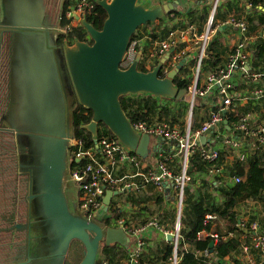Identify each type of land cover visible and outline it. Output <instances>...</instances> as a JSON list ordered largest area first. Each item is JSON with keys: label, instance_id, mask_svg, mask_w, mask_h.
I'll return each instance as SVG.
<instances>
[{"label": "water", "instance_id": "water-1", "mask_svg": "<svg viewBox=\"0 0 264 264\" xmlns=\"http://www.w3.org/2000/svg\"><path fill=\"white\" fill-rule=\"evenodd\" d=\"M48 2L0 0V74L6 76L2 98L5 109L0 121L15 146L26 150L19 155L16 169L27 177L30 189L27 221L9 229L24 234L25 261L4 264H65L75 241L84 246L79 264H109L103 247H128L132 237L108 223L118 191H106L102 211L95 219L81 211L79 202L71 207L70 184L78 185L72 176L71 149L77 140L73 115L78 105L91 110V121L83 129L91 132L95 141L100 124H104L126 151L143 159L149 156L151 136L134 128L121 98L185 99L189 89L177 86L175 79L188 58L167 77H161V71L168 55L147 72L140 70L142 48L128 68H122V64L137 31L166 20L178 10L179 1L155 4L149 0H99L97 4L107 13L103 28L99 30L87 18H81L89 40H75L73 44L65 41L62 47L58 42L67 33L66 26L61 25L65 0L60 2L56 19ZM5 37L7 66L2 62ZM201 141L205 144L206 136ZM167 237L173 240L171 234Z\"/></svg>", "mask_w": 264, "mask_h": 264}, {"label": "built area", "instance_id": "built-area-1", "mask_svg": "<svg viewBox=\"0 0 264 264\" xmlns=\"http://www.w3.org/2000/svg\"><path fill=\"white\" fill-rule=\"evenodd\" d=\"M208 1L211 3L210 15L206 28L201 34L193 32L192 28L181 31L170 30L156 47L152 48L147 54L144 53L143 61L140 64V66L144 64L148 70H151L155 66V64L152 65L154 59L159 62L168 55L169 59L161 71V77H167L179 64L181 58L188 56V50L186 49L175 53L176 47L181 41L185 43L187 40L190 42L195 41L198 44L199 56L197 59L196 80L189 88V95H192L191 105L196 97H206L211 91H216V96L220 99V104L215 105L217 109L210 113L198 129L192 127V113H190L191 118L184 132L177 126H171L166 122L149 125L144 121H139L133 124L134 128L141 134L161 137L170 142L174 146L178 158H180L179 166H175L170 155H164V159L158 160L156 165L151 166L137 154L126 151L115 137L109 136L98 138L89 148H85L82 140H76L74 147L71 149L73 159H79L80 162L85 161L79 167H72V176L78 181L80 209L88 218L95 219L100 214L107 190L118 191L119 195L133 191L139 192L148 187L163 191L166 185L173 186L175 190L178 213L176 227L172 232L164 230L153 219L136 227L130 223L126 224L124 221L118 223L129 236L137 237V242L130 251L129 256L124 260V264L139 263L145 246L142 233L150 227L159 228L165 234L172 235L174 255L171 264H179L177 249L182 238L180 230L183 203L186 185L192 181V177L188 173L191 157L198 155L202 161L213 164L209 171L212 180L213 175L222 172L224 168L223 161L225 165L227 164L226 153L234 156L232 163L235 160L246 162L250 152H264V118L258 113L248 112L242 114L237 121L232 123L231 127L229 123L228 125L225 124L224 113L235 102L248 98L247 95L239 94L235 90L236 85L233 82V77L236 73L241 72L243 78L253 81L255 83L252 93L254 100L264 101V88L257 80L262 75L250 73L247 69L248 59L242 55L241 50L245 47L247 41L241 42L236 47L237 51L229 56L228 61L207 76L205 88H200L198 85L199 80H201V66L206 59V50L218 29L216 23L217 11L223 2V0ZM95 5L92 0H76L75 4L66 13L67 19L71 21L70 25L66 26L67 33L73 28L82 27L81 18H87L94 11ZM226 24L238 29L243 36L248 32L247 22L238 17L229 18ZM141 39V36L132 39L128 48L127 59L122 64V68H128L136 59L142 45ZM223 127L228 130H223ZM203 136H206L207 141L205 144L201 141ZM219 145H222V147H219ZM175 168L178 170L177 173H175ZM242 180V177L235 179L236 182ZM214 218L215 215L213 214L206 215V221ZM253 229H257V226L253 225ZM213 237L217 238L218 236L213 235ZM252 248L264 255V234L253 237ZM208 254L207 250L203 252L205 256H208Z\"/></svg>", "mask_w": 264, "mask_h": 264}, {"label": "trees", "instance_id": "trees-1", "mask_svg": "<svg viewBox=\"0 0 264 264\" xmlns=\"http://www.w3.org/2000/svg\"><path fill=\"white\" fill-rule=\"evenodd\" d=\"M92 1H94L96 4L95 9L90 15H88L87 20L95 28L100 30L103 28L104 22L107 18V13L102 7L97 4L99 0ZM259 1L260 0H256L255 2L254 0L255 3H258ZM60 2L61 0H49L48 2L49 10L51 11L52 16L55 18H57L58 11L61 6ZM71 4H73L72 0H65L62 13V26H68L71 23V21L66 17V13L68 12ZM207 8L209 9V6H207L206 9L203 8L202 15L200 17H197L199 20H201V22H207L209 18L210 14ZM181 15H183V13L173 11L168 15V18L169 20H172L173 18L175 19L177 18V16ZM216 19H218L217 16ZM140 29L134 35L133 39L141 36ZM88 36L89 35L83 27H76L71 29V31L67 34L60 36L58 43L62 47L65 41H68L70 44H73L75 40L88 41ZM217 48L218 42L216 40H212L206 50L207 56H213L210 57V60H213L214 58L219 59ZM140 49L141 47L139 48V50ZM236 51V48H234L230 52L229 56ZM252 51L254 61L250 62V59H248V64L250 65L253 63L252 71L258 72L251 73L263 74L264 72H260L261 70H259V68L264 63V38H258ZM144 53L147 54L148 51L145 50ZM206 59L202 63L201 71L202 68L204 71L207 68L205 65L208 61ZM189 62L190 64L184 67L180 75L175 79L176 85L180 88L189 89L193 84V78L191 75L192 70L190 69V67H196L197 61L195 62L194 60H191ZM218 62L219 60L214 62L213 67ZM157 63V60L154 59L152 65H156ZM220 66L211 68L212 73L215 72ZM140 70L145 72L149 71L144 64L140 66ZM200 81L201 80H199L198 85L200 84ZM201 99L202 98H199L200 101ZM172 102H175V104ZM121 103L124 111L133 124L139 121H144L149 125L157 122H166L171 126H177L183 132L185 130V126H179L181 123L184 125L183 116L188 112V104L185 102V99L157 100L153 96H127L121 98ZM213 109L216 110L217 107L214 105ZM248 112H250V110H244L243 112H240L239 107L237 106V102H235V104H233V106L225 113V120H228L229 126L231 127L232 123L237 121L242 114ZM91 118V110L86 109L81 105L77 106L73 115V128L75 137L77 138V140H82L84 142L85 148L91 147L95 142L92 133L83 129V126L88 124L91 121ZM202 123H198V121L194 120V123L192 124L193 129L200 128ZM223 130L228 129L226 127H223ZM103 136L114 138L112 132L104 124H100L98 138L100 139ZM164 155L166 156L169 154L166 153ZM164 155H162L159 160L164 159ZM222 159L224 160V158ZM84 162L85 161L77 162L76 159H73V167H79L83 165ZM177 163L179 166V159L177 160ZM223 163L225 171L222 174H219V176H214L212 178L213 180H217L218 185L217 187H215L213 185V181L210 182L211 180H209L208 178L210 177L209 171L212 168L213 164L202 161L198 155H194L190 159L188 173L193 179L192 182H197V180L199 179L204 186H207L208 188H212L214 190H220L223 194L224 202L220 205H214L210 202V198L208 195H201L197 199H193L189 196V193L186 190L181 217L180 233L182 238L178 244L177 249L179 264H210V260L206 258V256H198L196 253L185 250L184 246L186 243L195 244L196 248L198 249L197 251H199V253L202 252V255L206 250L208 251V253H210L211 250H214V253L219 259H225L226 257L237 252L240 246V243L237 240L232 239L228 242H225L222 239L224 234H227L229 231H234L235 227L238 224L235 207L239 203L246 200H263L264 198V152H250L246 162L235 160L230 165L226 166L224 161ZM246 166H248V169H246ZM174 170L175 173H177L178 170L176 168ZM237 177H242L243 180L241 182H236L235 179ZM166 190L168 191V189ZM165 199L166 198H162V196H159L157 201L162 204ZM168 200L172 201L170 198H168ZM176 200L177 195L175 194V203L177 208ZM133 203L137 204V201ZM111 211L113 212V216L109 220V224H111L110 222L112 221L120 220L121 217L125 215V213L121 211V209H119L115 203H113V205L111 206ZM208 214L216 215L217 219L206 221V215ZM184 215L186 216V218H184ZM222 219L227 221L229 226L228 231H224L220 227L219 222ZM149 221V219H146L144 222H142L141 225H144ZM202 232H206L208 234V237L199 238V234ZM212 235L219 236V239L217 240L215 245V238L212 237ZM83 252V244L75 241L71 246L65 264H79L83 258ZM102 253L104 255L105 261L109 264H119V261L127 258V254L123 252L122 248L118 246H104ZM144 254H142L138 264H171V259L174 255V247L173 244L168 245L161 257L158 256L155 258H144Z\"/></svg>", "mask_w": 264, "mask_h": 264}, {"label": "crops", "instance_id": "crops-1", "mask_svg": "<svg viewBox=\"0 0 264 264\" xmlns=\"http://www.w3.org/2000/svg\"><path fill=\"white\" fill-rule=\"evenodd\" d=\"M72 1L73 4H71L69 9L76 2V0ZM149 1L155 4H164L167 2L179 1V7L177 11L183 13V15L177 16V18H173L172 20H169L167 16L166 20H161L163 22L158 21L155 24L145 26V30H143L144 32L142 31V27L140 29V34L142 37L141 48L144 49V51L146 50L149 52L152 48L156 47L160 40L164 38L170 30L181 31L186 30L187 28H192L191 30H193V32L201 34L206 28L207 22H201V20L197 18L198 16L200 17L203 13L202 10L204 8V0ZM255 2L254 0H223L221 6L217 11L218 19H216V23L218 29L212 38V40H216L218 42L217 49L219 59L214 58L213 60H210V57L213 56L209 57L206 55V60L208 62L205 66L207 68L204 71L203 77H201V81L199 84L200 88L206 87L207 76L212 73L211 68L224 65L228 61L230 52L243 41L247 42L245 44V47L241 50L242 55L247 57V59H250V62L254 61L252 50L254 49L258 38H264V0H260L258 3ZM206 3L209 6V9L207 10L210 14L211 3L208 0L206 1ZM233 16L238 17L239 19H243L247 22L248 32L245 36H243L241 32L235 27L226 24V21ZM182 49L188 50V56H183L181 60L188 58V62L186 63L188 65L190 64L189 61L191 60H194L195 62L197 61L199 50L198 44H196L195 41L190 42L189 40H187L186 43L184 41H181L178 47H176L175 53H178V51ZM217 60H219V62L213 67L214 62H216ZM247 67L250 73L258 72L252 71L253 63L250 65L248 64ZM194 68L190 67V69L192 70V74H194ZM259 70H261L260 72H264V63L260 66ZM261 75L262 77L258 78L257 80L259 84L264 88V73ZM233 82L236 85L235 90L238 91L239 94L247 95L246 97H248L237 102L239 111L243 112L244 110H250V112H256L264 118V101H255L254 97L252 96L253 86L255 83L243 78L241 72H238L234 75ZM215 95L216 91H211L210 93H208V96L202 97V108L200 109L199 117H197L196 119L198 123L204 122L209 117L210 113L214 110V105L220 104V99L217 96V98L215 97L214 101H212L211 97H214ZM204 112L206 115H203ZM219 147H222V145H219ZM166 153L171 156L173 162L175 163V166H178L177 160L179 158L177 156V152L175 151V149H173L172 144H170V142L166 140L159 141L157 140V138L156 140H151V144L149 147V158H144V161L147 164L154 166L158 162L159 158ZM230 155V153H226V165H230L231 161L234 159V156ZM246 169H248V166H246ZM224 171L225 167L223 168L222 172L216 173L215 175H213V177L219 176V174L223 173ZM208 178L209 180H211L210 177ZM212 181L213 185L217 187V180L212 179L210 182ZM196 184L197 185L194 192L189 193V196L193 199H197L201 195H208L210 198V202L214 205H220L224 202V197L220 190L218 191L204 186L199 179L197 180ZM152 189L153 192L155 191L154 194L157 196V198L155 200H151L154 206L148 204L147 208L146 206H143V208L133 207L132 201L127 200L128 196H134L137 199V204L141 203V201L145 202L140 197L141 195L144 196L143 192L141 191H145L147 190V188L139 191L140 193L134 191L130 192L125 198L122 197L123 194L114 197L112 205L113 203H115L117 207L125 213V215H123L120 220L112 222H115L117 224V227H120L118 225L120 221H124L126 224L130 223L132 226L136 227L141 226L142 222H144L146 219H153L156 220L159 226L164 228V230L172 232L176 227L178 213V209L176 208L175 203V190L172 186L169 185H166L163 191H158L154 188ZM166 189H168V191ZM159 196H162V198H166L162 204L157 201ZM168 198H170L172 201H169ZM137 204L135 203L134 205ZM235 211L237 213L238 224L235 227L234 231H229L227 234H224L222 239L225 242H228L232 239L237 240L240 243L238 251L226 257L225 259H219L214 253V250H211L206 258L210 260V264H264V255L252 248L253 237L256 235L264 234V198L263 200H246L244 202H241L235 207ZM216 219L217 218L215 215V218L213 220ZM219 225L224 231H228L229 226L227 221L222 219L219 222ZM253 225H256L257 229H253ZM167 236L168 234H165L164 231L156 227H150L145 230L142 233V238L145 240L143 252V254L145 253L144 258H155L158 256L161 257L166 247L172 244V241H169ZM206 237H208V234L206 232H202L199 234V238ZM218 239L219 236L215 238L214 245ZM136 242L137 237L132 235V241L128 247H121L119 245L118 247L122 248L123 252H125L127 256H129V253L133 249ZM184 249L196 253L198 256H205L202 255V252L199 253V251H197L198 249L193 243H186ZM124 260L125 259L119 261V263L124 264Z\"/></svg>", "mask_w": 264, "mask_h": 264}, {"label": "flooded vegetation", "instance_id": "flooded-vegetation-1", "mask_svg": "<svg viewBox=\"0 0 264 264\" xmlns=\"http://www.w3.org/2000/svg\"><path fill=\"white\" fill-rule=\"evenodd\" d=\"M52 18L56 19L53 16ZM8 52L5 37L2 62L6 63V66ZM4 82L6 83V76L4 77L2 73L0 74V114L5 109L2 100L3 92L6 90ZM17 147L11 133L0 121V264L25 261L24 234L9 230L14 224L27 221V203L30 194L27 177L19 175L16 169L19 155L26 153V150Z\"/></svg>", "mask_w": 264, "mask_h": 264}, {"label": "rangeland", "instance_id": "rangeland-1", "mask_svg": "<svg viewBox=\"0 0 264 264\" xmlns=\"http://www.w3.org/2000/svg\"><path fill=\"white\" fill-rule=\"evenodd\" d=\"M204 9H206V7L208 6L207 5V3H206V1H204ZM206 6V7H205ZM208 9V8H207ZM142 28V27H141ZM143 30H145V28L143 27L142 28V31ZM144 32V31H143ZM212 41V40H211ZM211 41H210V43H211ZM188 64H186L184 67H186ZM197 66H198V64H197ZM197 68H194V74H191L192 75V78H193V81H195L196 80V75H197ZM203 75H204V70H203V68H202V71H201V77H203ZM215 97H216V95L214 96V97H211V99H212V101H214V99H215ZM191 101H192V95H188V96H186V98H185V102L188 104V112H187V114L185 115L184 114V116H183V121H184V125L181 123L179 126L180 127H184L185 126V128H186V126H187V123L189 122V120H190V118H191V115H190V113H192V122L194 123V120H196L197 119V117H199V113H200V109L202 108L201 107V104H203V100H199V98H195V100H194V102L192 103V105H191ZM172 103H174L175 104V102H172ZM203 115H206L205 114V112L203 113ZM194 116H195V118H194ZM204 118H206V117H204ZM186 122V123H185ZM151 140H156V137H154V136H151ZM147 158H149V157H147ZM180 159V158H179ZM193 180V179H192ZM196 182H192V181H190L187 185H186V190L188 191V193H193L194 192V190L196 189ZM73 186V187H72ZM70 187H71V191H70V193H69V200H70V204H71V207L74 205V204H77L78 202H79V186L77 185H73L72 183L70 184ZM146 189V188H145ZM142 190H144V189H142ZM141 191V190H140ZM134 192H138V191H134ZM141 192H143V194H144V196H142L141 195V197L140 198H142L143 199V201H145V202H142L141 201V203H139V204H137V205H134V203L133 202H135V201H137V199L134 197V196H128V199L127 200H129V201H132V205H133V207H137V208H143V206H146V208H147V206H148V204H150V205H152V206H154L153 204H152V201L151 200H155L156 198H157V196L154 194L155 193V191L153 192V189L152 188H147V190H145V191H141ZM140 193V192H139ZM185 193H186V191H185ZM127 196V194H124V195H122V197H126ZM185 196H186V194H185ZM121 206H122V203H121ZM155 209V208H154ZM153 210V209H152ZM75 211L76 212H78V213H80V210H79V208H76L75 209ZM112 212V211H111ZM113 213V212H112ZM184 218H186V216L184 215ZM176 222H177V220H176ZM114 223V225H117L115 222H113ZM116 246H118V245H116Z\"/></svg>", "mask_w": 264, "mask_h": 264}, {"label": "bare ground", "instance_id": "bare-ground-1", "mask_svg": "<svg viewBox=\"0 0 264 264\" xmlns=\"http://www.w3.org/2000/svg\"><path fill=\"white\" fill-rule=\"evenodd\" d=\"M100 127V126H99ZM136 154V153H135ZM139 156V155H138Z\"/></svg>", "mask_w": 264, "mask_h": 264}]
</instances>
